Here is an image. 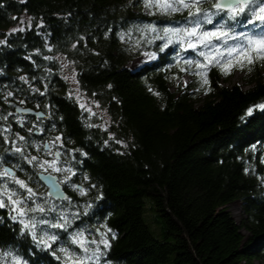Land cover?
Returning <instances> with one entry per match:
<instances>
[{
	"label": "trees",
	"instance_id": "16d2710c",
	"mask_svg": "<svg viewBox=\"0 0 264 264\" xmlns=\"http://www.w3.org/2000/svg\"><path fill=\"white\" fill-rule=\"evenodd\" d=\"M201 7L208 15L216 11L207 2ZM212 19L202 30L227 24L235 37L227 45L214 42L225 56L226 47L264 34V25L250 24L246 16L229 20L221 12ZM192 26L187 9L168 14L158 0L151 7L146 0H0V163L25 180L35 200L9 177L0 184L7 182L29 206L55 205L57 211L45 205L47 215L29 214L37 220L58 221L60 210L75 217L67 231L39 225L38 232L59 240L37 247L39 236L33 241L27 230L21 235V223L0 208V264H11L8 252L27 264H72L73 257L58 248L86 253L69 243V234L79 230L87 247H97L88 239L109 241L107 248L98 246V264L264 262V108L258 107L264 105V59L245 61L229 74L211 66L205 85L185 62H204L199 52L213 51L211 45L193 50L177 41L164 47L163 29ZM147 51L157 59L130 69ZM65 63L81 91L106 110L107 127L70 95ZM237 71L244 72L248 88L230 83ZM186 73L193 78L187 86ZM15 105L47 117L20 114ZM57 137L59 146L53 144ZM53 148H60L58 161L72 169L70 180L85 196L64 184L61 173L68 199L49 196L38 175L50 171L27 158L46 160ZM2 199L5 208L16 206ZM235 201L246 216L241 223L229 210ZM83 264H97V257Z\"/></svg>",
	"mask_w": 264,
	"mask_h": 264
},
{
	"label": "snow or ice",
	"instance_id": "6c2138e0",
	"mask_svg": "<svg viewBox=\"0 0 264 264\" xmlns=\"http://www.w3.org/2000/svg\"><path fill=\"white\" fill-rule=\"evenodd\" d=\"M174 2L181 7L173 6V3H169L168 0H158L160 9L168 14L172 12L181 11L183 9L188 10V15L192 17V27L188 28H165L163 29L165 36L168 37L167 43L164 45L165 48L174 42H179L182 47L195 50L198 46H212L213 51L210 52H199V55L204 58V62L201 61H186L187 65H190L197 69L193 74L203 77V84H208L207 80V70L211 66L220 67L225 71V74H229L231 68L239 65L243 68V64L246 61L249 65L257 59H264V34L259 36H246V45L242 46H228L226 47L225 56L224 52L220 48H216L214 42L219 40H224L225 45L229 39H235L232 36V29L227 26V24H220L219 26L213 28L211 31L202 30L204 24H212L213 15H219L223 12L229 20H237L241 16H246L248 18V23L255 24L260 23L264 25V0H174ZM207 2L210 8H214L216 11L212 15H208L207 11L201 7L203 3ZM146 5L148 7L152 6V0H146ZM23 29H21L22 31ZM155 31V29H152ZM244 35L243 33L241 34ZM159 38V37H158ZM3 43V41H0ZM154 57L155 54H149ZM188 68H181V71H188ZM250 70V69H249ZM187 86V82H185ZM158 94V93H157ZM83 107V105H81ZM258 107L264 108V105H259ZM251 114L252 109L248 110ZM3 119V117H0ZM19 139L24 140V137H19ZM57 140L60 138L57 137ZM48 148L49 146H44ZM16 152H20V148L15 149ZM57 155L59 153L57 152ZM57 161L44 160L43 164L48 166H53ZM7 171V170H5ZM16 183L27 189L30 195H34L33 190L28 188L23 180L17 179ZM85 192L84 189H81ZM86 194V193H85ZM67 199V197H65ZM12 204L17 206L20 215H24V209L19 208L20 201H16L9 197ZM4 201L0 199V206H3ZM43 211V209H40ZM27 227V225H26ZM56 227L61 228L63 225H56ZM81 246L84 245V239L81 237L79 240L75 241ZM105 248L109 247V241L105 238L100 241ZM99 252V248L97 250ZM97 261L99 257L97 256Z\"/></svg>",
	"mask_w": 264,
	"mask_h": 264
},
{
	"label": "clouds",
	"instance_id": "9594fccd",
	"mask_svg": "<svg viewBox=\"0 0 264 264\" xmlns=\"http://www.w3.org/2000/svg\"><path fill=\"white\" fill-rule=\"evenodd\" d=\"M159 38H162V37H159ZM161 51H163V48L161 49ZM46 59L51 60V59H53V57H46ZM67 67H68L67 64L63 65V68H67ZM21 79H25V78L21 77ZM34 143H36V142H34ZM44 146H49V145L45 144ZM20 154H21V156L24 155V153H20ZM49 155H51L53 157L52 161H58L59 155H57V153L49 152ZM43 161H44L43 159H38L37 156H31L30 158H27L28 164L32 165L35 162V164L38 165V169H43L45 171H47L48 169H51L52 172H59L62 174V182H68L69 181L70 176L72 175V169L71 168L65 169L63 167H58L57 163L53 166H48V165H44ZM15 167L19 168V165H15ZM5 170H7V171H5ZM25 175L27 176V173H25ZM0 177H9L15 183L17 181V177L15 175V172H13L9 168H5L2 163H0ZM28 178L31 179V177H28ZM23 181H24L25 185L28 187L25 180H23ZM16 184H18V183H16ZM18 185L20 188H25V187L21 186L20 184H18ZM69 187H71V188H73V190L77 191L80 196L86 195L85 192L81 191V189H83L82 187H78L77 185H74V184H69ZM3 197H7L8 199H9V197H11V199L21 202L18 207L24 209V215H20V213L17 209L16 210L17 214L12 215L11 219L14 221L17 219H20V223L23 226L21 228V235H23L25 230H27L30 233L33 241L37 240V238L39 236L40 244H37V247H41L42 245H48L49 242H56L59 240L58 235L50 234L48 231H39L38 232V226L39 225H46L49 228L57 229L58 227H56V225L62 224L63 227H61V228H63L65 231H67L73 224V219L75 217L69 218L67 215V210H60V212H59L60 219L58 221H55V222L52 220H49V219L37 220L36 215L29 216L30 213L31 214L43 213V214L47 215L46 207H45L46 204L49 206V209L51 211H57V209H56L55 205H52L51 202H49V201H46L44 204L35 203L34 206H29L25 202L26 198H24L21 195V193H19L18 191L14 190V189H9L7 182L0 184V199H2ZM27 198H31V199L35 200V195H30L28 193ZM98 198L99 197H97V199ZM67 199H68V197H67ZM5 206H6L5 203H3V206H0V208H3ZM89 207H90L89 205H85L83 207V212L85 214L89 211ZM40 209H43V211H40ZM26 225H27V227H26ZM81 237L83 239L85 237V233L83 230L72 232L69 234V243L79 244L75 241L79 240ZM100 241H99V243H100ZM92 243L95 244L96 241L93 240ZM79 245L81 246V244H79ZM81 247L84 248V251L86 253H90L91 255L78 256L75 252L70 253L69 249L66 246H60L58 248V251H59V253L62 254V256L71 255L72 257H74L78 261L91 260L93 257H95L97 255L98 248L86 247L85 245H83ZM6 255L9 257H12L13 259H19V257H14L11 252L6 253ZM62 256H57V259H61ZM97 264H98V261H97Z\"/></svg>",
	"mask_w": 264,
	"mask_h": 264
},
{
	"label": "rangeland",
	"instance_id": "374dc122",
	"mask_svg": "<svg viewBox=\"0 0 264 264\" xmlns=\"http://www.w3.org/2000/svg\"><path fill=\"white\" fill-rule=\"evenodd\" d=\"M150 53L151 54H155L154 52H151V51H147V52L142 53L138 58L134 59L129 64V68L134 70V71H136V70L140 69L142 66H144L146 64H151L153 61H155L157 59V55L155 54L154 57H152V56L149 55ZM65 64H67V63H65ZM67 65H68V67L65 68L64 77H67L66 79L68 80V82L70 84V95L73 96L77 100V102L80 103V105H83V108L86 109V111L88 112L90 117L97 116L100 124L103 127H107L109 125V123H110V117L107 114L106 110L103 109L101 107V105L98 104L97 102H93L92 100H89V98L81 91V89L79 87V84L77 82V79H76L75 72H74V70L72 68V65L71 64L70 65L67 64ZM192 79L193 78H192V76L190 74H187V73L184 74L183 78H182L183 84L185 85V82H187V84H189L192 81ZM230 83L242 84L243 86H245V88L249 87L248 85H246V80L244 79V72H242V71H237L233 75ZM20 119L22 121H24L23 118H20ZM31 121H32L31 124H34L35 121H33V120H31ZM53 144L54 145L57 144V146H59L61 144V142H60V140H57ZM57 150L61 151L60 148H53L52 153H55ZM49 156L50 157L47 158L46 160L52 161L53 157L51 155H49ZM63 165L59 161H57V166L58 167H63L65 169H67V166L65 167L66 163H63ZM48 170L50 172H52L51 169H48ZM54 173L57 174L59 172H54ZM0 178H3V177H0ZM61 181H62V179H61ZM68 182H69V184H72L70 179H69ZM68 182H63V183L65 184V183H68ZM4 209L6 211H8L9 214H10V212H14V215L17 214V211H16L17 210V206H10L9 208H5L4 207ZM239 209H241V211H242V203H241V201H235V202H233L232 204L229 205V210L231 211V213L233 214L235 219L239 223H241L246 216H245L244 212H240ZM243 232H244L246 237H248L250 235L249 231L247 229H245V228L243 229ZM85 239H86V237H84V241H86ZM100 240L101 239L95 240L96 241L95 244H97V247H95V248H98L99 245L100 246L103 245V244L99 243ZM77 245L79 246V244H77ZM88 255H91V254L90 253L81 254V256H88ZM95 257H97V255ZM70 259H72V258H70ZM73 259H75V258L73 257ZM10 262H11V264H27L21 257H19V259H13L12 258L10 260ZM1 264H6V262H1ZM253 264H264V262L259 261V260H255L253 262Z\"/></svg>",
	"mask_w": 264,
	"mask_h": 264
},
{
	"label": "water",
	"instance_id": "95a60500",
	"mask_svg": "<svg viewBox=\"0 0 264 264\" xmlns=\"http://www.w3.org/2000/svg\"><path fill=\"white\" fill-rule=\"evenodd\" d=\"M15 106H16L17 112L20 114H23L26 116H35L38 118H46L47 117L46 114L42 111H36L32 108H25L21 105H15ZM47 145H49V144L47 143ZM49 148H50V146L47 149H49ZM59 158H60V154H59ZM6 168H9L13 172H15L14 169H12L9 166H6ZM38 176H39L40 180L47 187L48 194L51 198L58 200V201L66 200L65 197H68V193L65 190L64 185L60 181V178L57 174L52 173V172H44L43 171V172H40ZM98 233L101 234L102 233L101 230H98ZM88 242L91 243L92 240L88 239ZM84 245L86 246V241H84ZM79 247L84 250V248H82L80 245H79ZM70 263H72V264H83L84 261H78L76 259H73V260H71Z\"/></svg>",
	"mask_w": 264,
	"mask_h": 264
},
{
	"label": "flooded vegetation",
	"instance_id": "af4514ba",
	"mask_svg": "<svg viewBox=\"0 0 264 264\" xmlns=\"http://www.w3.org/2000/svg\"><path fill=\"white\" fill-rule=\"evenodd\" d=\"M8 214H9V213H8ZM9 217H11L10 214H9ZM12 222H13V223H16V224L20 223V221H17V220H15V221L12 220Z\"/></svg>",
	"mask_w": 264,
	"mask_h": 264
},
{
	"label": "bare ground",
	"instance_id": "6f19581e",
	"mask_svg": "<svg viewBox=\"0 0 264 264\" xmlns=\"http://www.w3.org/2000/svg\"><path fill=\"white\" fill-rule=\"evenodd\" d=\"M240 210V212H243V210L241 211V209H239ZM10 215L12 216V215H14V212H10ZM18 220H20V219H17V221Z\"/></svg>",
	"mask_w": 264,
	"mask_h": 264
}]
</instances>
